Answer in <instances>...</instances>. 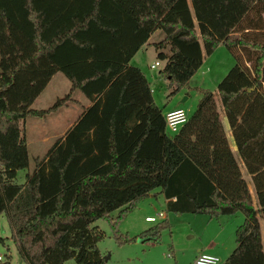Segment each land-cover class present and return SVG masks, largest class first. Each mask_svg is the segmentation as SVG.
<instances>
[{
  "label": "trees",
  "instance_id": "obj_1",
  "mask_svg": "<svg viewBox=\"0 0 264 264\" xmlns=\"http://www.w3.org/2000/svg\"><path fill=\"white\" fill-rule=\"evenodd\" d=\"M263 13L264 0H0V213L26 264H105L96 220H108L117 241L132 239L122 238L117 223L155 188L168 211H241L236 245L220 264H264ZM156 29L164 31L153 45L169 94L188 84L220 42L234 57L217 93L257 205L212 90L201 88L185 123L166 132L147 76L130 63ZM58 70L68 91L32 108ZM75 89L91 104L16 183L17 169L29 162L22 121L56 112L75 100ZM167 224L139 235L157 239Z\"/></svg>",
  "mask_w": 264,
  "mask_h": 264
},
{
  "label": "rangeland",
  "instance_id": "obj_2",
  "mask_svg": "<svg viewBox=\"0 0 264 264\" xmlns=\"http://www.w3.org/2000/svg\"><path fill=\"white\" fill-rule=\"evenodd\" d=\"M163 36V30H154L147 40L148 43L139 49L135 57V61L140 64L151 80L157 104L164 112L169 108L181 106L189 115L201 96V88H208L214 92L220 113L223 114V107L217 93V83L235 61L226 45L220 42L210 54H204L202 64L191 76L188 84L177 92L169 94L168 79L160 73V68L164 63L157 57L158 49L153 45V42L159 41ZM164 49L168 52V45ZM157 59L161 62L151 67L150 63ZM69 87V79L60 70L56 71L31 107L39 109L50 106L57 98L65 95ZM78 94L83 96L82 92ZM66 105L61 106L56 112L48 114L45 118L27 115L22 121L30 160L34 158V155L45 156L48 146L44 141L54 142L63 137V126L60 130L57 129V126L65 125L74 116V107L68 108L69 103ZM236 155L240 164H243L238 153ZM248 176L251 177L249 182L254 198L252 201L257 205L252 176L250 174ZM22 177L23 175H19L17 179ZM154 207V209H140L139 212L137 209L126 214L117 223L118 232L122 238L124 236L133 237L124 242L117 241L108 220L104 218L96 220V223L105 232L104 237L97 243L103 257L107 256L105 264H188V260L196 249L209 239L216 243L215 248L210 251L224 260L236 245L235 228L244 218L241 211H236L229 216L223 214L215 216L208 213L168 211L161 202L155 203ZM161 208L166 212V219L158 216L157 221L144 220L143 215L146 212L152 211L156 214ZM167 219L169 223L160 230L157 239L139 235L144 229L155 223L167 222ZM259 221L262 226L264 248V214L262 212L259 213ZM0 253L2 259L11 255L10 264H26L17 251L5 212L0 213ZM66 264H75V262L73 259H69Z\"/></svg>",
  "mask_w": 264,
  "mask_h": 264
},
{
  "label": "crops",
  "instance_id": "obj_3",
  "mask_svg": "<svg viewBox=\"0 0 264 264\" xmlns=\"http://www.w3.org/2000/svg\"><path fill=\"white\" fill-rule=\"evenodd\" d=\"M144 45V44H143ZM142 45V46H143ZM141 46V47H142ZM140 47V48H141ZM139 48V49H140ZM139 49L136 51V53L132 56V58L130 59V63L131 64H134V65H137V66H139L140 67V64L139 63H137L136 61H135V57H136V55H137V53H138V51H139ZM158 60V59H157ZM161 61H163V63H164V60L163 59H161ZM161 61H159V62H161ZM141 68V67H140ZM142 69V68H141ZM143 70V69H142ZM144 72V71H143ZM145 73V72H144ZM54 75V74H53ZM52 75V76H53ZM145 75H146V73H145ZM147 76V75H146ZM52 78V77H51ZM51 78H50V80H51ZM147 78H148V76H147ZM50 80L48 81V83L50 82ZM148 80H149V83H150V86H151V91H152V93H153V96H154V88H153V86L151 85V80L148 78ZM48 83H47V85H48ZM46 87V86H45ZM77 91H79V92H81L79 89H75L74 91H73V98L75 99L74 101H69L68 103H69V105H68V108L70 107V106H73L74 107V116H72L71 117V119L69 120V121H67L66 123H65V125H60V126H57V129H61V127L63 126V135L65 134V132H66V130L68 129V128H70L74 123H75V121L79 118V116L81 115V113L85 110V108L88 106V105H90L91 104V100L87 97V96H85L83 93H82V95L83 96H81V94L79 95L78 93L79 92H77ZM38 98V96L35 98V100L31 103V104H33L35 101H36V99ZM154 98H155V96H154ZM155 101H156V99H155ZM157 103V102H156ZM67 106V105H66ZM223 114H224V111H223ZM222 113H220V119H221V121H222V124H223V126H224V130H225V133H226V136H227V138H228V142H229V145H230V147H231V149H232V151H233V153H234V155H235V157H236V159H237V161H238V164H239V167H240V170H241V173H242V176L246 179V181H247V184H248V187H249V190H250V193H251V195H252V188H251V184H250V182H249V180H251L250 178L251 177H249L248 175H249V173L247 172V170H246V168H245V165L244 164H240V162H239V160H238V158H237V149H236V146H235V143H234V140H233V137H232V134H231V129H230V127H229V124H228V120H227V118H226V116H225V114L223 115ZM224 116H225V118H224ZM232 137V138H231ZM44 143H46V145L48 146V148H47V150L49 149V147L52 145V143L53 142H51L50 140L49 141H44ZM47 150H46V152H47ZM28 156H29V154H28ZM35 158H42V157H38V156H36V155H34V158L32 159L31 158V160H30V157H29V162H28V165L26 166V167H24V168H19V169H17V171H16V176L14 177V181L16 182V183H20V184H22V183H24L25 182V178H26V174L27 173H31L33 170H34V168H35ZM242 161V160H241ZM243 163V162H242ZM247 172V173H246ZM21 173V174H20ZM19 175H23V177L21 178V179H17V177L19 176ZM252 199H254L253 198V195H252ZM157 202H161L162 204H163V206L165 207V205H166V202H167V198L164 196V194L161 192V190H160V188H155V189H153V190H151L150 191V193L146 196V197H144V198H142V199H140L138 202H137V204H136V206L133 208V210L132 211H130L129 213H131V212H133V211H135V210H137L138 209V212H139V210L140 209H147V208H151V209H154L155 207H154V205H155V203H157ZM166 208V207H165ZM159 211H162V212H164V215H163V217L162 218H164V219H166V212L165 211H163L162 210V208H161V210H159ZM158 212V211H157ZM150 214H154V212H146L143 216L145 217L146 215H150ZM232 214H234V213H232ZM232 214H223V215H226V216H229V215H232ZM145 220V219H144ZM145 221H147V220H145ZM167 222L169 223V221H168V219H167ZM96 223V222H95ZM97 224V223H96ZM99 225V224H98ZM261 225V224H260ZM261 228H262V226H261ZM147 229V228H146ZM145 230V229H144ZM261 234H262V231H261ZM262 240H263V234H262ZM215 242H214V240H212V239H209V240H207L206 242H205V244H203V245H201V247H198L197 249H196V251H195V253L193 254V255H191V257H190V259L188 260V264L191 262V260L195 257V255L199 252V251H207V252H212V251H210V250H213L214 248H215ZM213 253V252H212ZM216 254V253H215ZM69 260V259H68ZM67 261V260H66ZM66 261L64 262V264H66ZM223 260H221V262H222Z\"/></svg>",
  "mask_w": 264,
  "mask_h": 264
},
{
  "label": "built area",
  "instance_id": "obj_4",
  "mask_svg": "<svg viewBox=\"0 0 264 264\" xmlns=\"http://www.w3.org/2000/svg\"><path fill=\"white\" fill-rule=\"evenodd\" d=\"M158 63L159 61L155 60L154 62L150 63V66L154 67ZM187 116H188L187 111L181 106L167 109L164 112L166 132L171 134L179 130L181 125L185 123V121L187 120ZM163 215L164 212L158 211L156 214L146 215L144 219L147 221H157L158 216L163 217ZM1 259H2V255L0 253V260ZM220 263H221V258L217 254L207 251H199L189 264H220Z\"/></svg>",
  "mask_w": 264,
  "mask_h": 264
},
{
  "label": "water",
  "instance_id": "obj_5",
  "mask_svg": "<svg viewBox=\"0 0 264 264\" xmlns=\"http://www.w3.org/2000/svg\"><path fill=\"white\" fill-rule=\"evenodd\" d=\"M104 258H107V256H104Z\"/></svg>",
  "mask_w": 264,
  "mask_h": 264
}]
</instances>
